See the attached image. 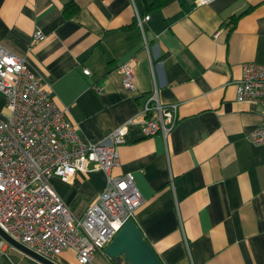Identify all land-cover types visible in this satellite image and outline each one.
<instances>
[{"label": "crops", "instance_id": "crops-1", "mask_svg": "<svg viewBox=\"0 0 264 264\" xmlns=\"http://www.w3.org/2000/svg\"><path fill=\"white\" fill-rule=\"evenodd\" d=\"M67 7L76 12L67 16ZM137 15L149 17L143 33ZM37 31L42 39L31 45ZM0 45L24 59L88 143L106 139L154 90L177 104L165 140L132 125L119 146L111 174L133 176L143 199L136 226L161 264H264V144L250 140L262 117L235 100L242 65L264 63V0L153 8L146 0H0ZM132 58L135 90L127 91L116 68ZM106 180L92 170L50 184L81 217ZM67 252L52 261L67 264ZM89 264L112 263L94 255Z\"/></svg>", "mask_w": 264, "mask_h": 264}, {"label": "built area", "instance_id": "built-area-1", "mask_svg": "<svg viewBox=\"0 0 264 264\" xmlns=\"http://www.w3.org/2000/svg\"><path fill=\"white\" fill-rule=\"evenodd\" d=\"M148 19L136 17L142 33ZM41 39L42 34L35 32L31 45ZM135 66L132 58L116 68L127 91L135 90ZM83 74L89 75V71ZM0 94L7 109L0 120V230L50 260L68 250L78 264L91 263L96 254L105 257L104 248L134 218L143 201L131 173L111 174L119 166V146L126 131L136 125L144 136L161 135L165 140L176 126L177 104H163L154 90L145 95L141 108L106 139L95 144L85 142L24 59L1 45ZM235 100L256 106L262 122L250 134V140L264 144V63L242 65ZM92 170L107 175L106 187L83 216L75 217L50 180H67ZM11 247L0 234V256Z\"/></svg>", "mask_w": 264, "mask_h": 264}, {"label": "water", "instance_id": "water-1", "mask_svg": "<svg viewBox=\"0 0 264 264\" xmlns=\"http://www.w3.org/2000/svg\"><path fill=\"white\" fill-rule=\"evenodd\" d=\"M0 234L12 247L41 264H57L15 242L1 230ZM104 255L112 264H161L133 219L128 220L104 248Z\"/></svg>", "mask_w": 264, "mask_h": 264}, {"label": "rangeland", "instance_id": "rangeland-1", "mask_svg": "<svg viewBox=\"0 0 264 264\" xmlns=\"http://www.w3.org/2000/svg\"><path fill=\"white\" fill-rule=\"evenodd\" d=\"M98 255V254H96ZM62 259L67 264H78L72 253H65ZM0 264H41L32 257L18 251L16 248L11 247L5 255L0 256Z\"/></svg>", "mask_w": 264, "mask_h": 264}, {"label": "trees", "instance_id": "trees-1", "mask_svg": "<svg viewBox=\"0 0 264 264\" xmlns=\"http://www.w3.org/2000/svg\"><path fill=\"white\" fill-rule=\"evenodd\" d=\"M170 0H146V4L148 8H153V7H161L164 4H166ZM76 9H71V7L66 8V15L70 16L72 13H75Z\"/></svg>", "mask_w": 264, "mask_h": 264}]
</instances>
